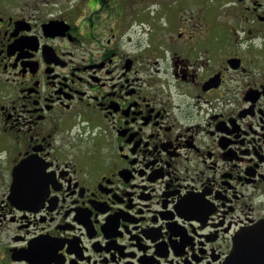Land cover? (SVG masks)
Returning a JSON list of instances; mask_svg holds the SVG:
<instances>
[{
  "label": "flooded vegetation",
  "instance_id": "flooded-vegetation-1",
  "mask_svg": "<svg viewBox=\"0 0 264 264\" xmlns=\"http://www.w3.org/2000/svg\"><path fill=\"white\" fill-rule=\"evenodd\" d=\"M243 234L264 264V0H0V264H227Z\"/></svg>",
  "mask_w": 264,
  "mask_h": 264
},
{
  "label": "water",
  "instance_id": "water-1",
  "mask_svg": "<svg viewBox=\"0 0 264 264\" xmlns=\"http://www.w3.org/2000/svg\"><path fill=\"white\" fill-rule=\"evenodd\" d=\"M14 176L18 173V168L14 169ZM232 251L228 255L227 264H249L251 258L248 256V245L246 236L243 234L239 242L233 245Z\"/></svg>",
  "mask_w": 264,
  "mask_h": 264
},
{
  "label": "snow or ice",
  "instance_id": "snow-or-ice-1",
  "mask_svg": "<svg viewBox=\"0 0 264 264\" xmlns=\"http://www.w3.org/2000/svg\"><path fill=\"white\" fill-rule=\"evenodd\" d=\"M32 167L34 168L35 172L40 176L44 177L48 180H52L54 178V173L53 175H49V172L51 171L50 166L46 163H44L43 160L40 159H35L33 162ZM44 243V239L42 238L39 241H33V245L36 247L41 246Z\"/></svg>",
  "mask_w": 264,
  "mask_h": 264
},
{
  "label": "rangeland",
  "instance_id": "rangeland-1",
  "mask_svg": "<svg viewBox=\"0 0 264 264\" xmlns=\"http://www.w3.org/2000/svg\"><path fill=\"white\" fill-rule=\"evenodd\" d=\"M140 19V18H139Z\"/></svg>",
  "mask_w": 264,
  "mask_h": 264
}]
</instances>
